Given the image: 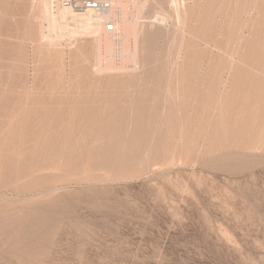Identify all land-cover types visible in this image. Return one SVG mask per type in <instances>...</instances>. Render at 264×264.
I'll list each match as a JSON object with an SVG mask.
<instances>
[{"label": "rangeland", "instance_id": "1", "mask_svg": "<svg viewBox=\"0 0 264 264\" xmlns=\"http://www.w3.org/2000/svg\"><path fill=\"white\" fill-rule=\"evenodd\" d=\"M38 1L0 0V264H264V0H110L107 42Z\"/></svg>", "mask_w": 264, "mask_h": 264}, {"label": "bare ground", "instance_id": "2", "mask_svg": "<svg viewBox=\"0 0 264 264\" xmlns=\"http://www.w3.org/2000/svg\"><path fill=\"white\" fill-rule=\"evenodd\" d=\"M40 4L38 5V8L39 7H41V12H42V14H43V16H44V18H45V22H47V26H48V29H47V31H46V36L45 37H43V38H46V37H48V38H51L52 37V33L54 32H56L57 33V31H56V29L60 26V24H61V26H62V21L65 23V24H68V21L74 26L72 29H71V33H74V32H76V30H78V29H80V30H82L86 35H87V33L89 34V33H97L96 34V36H99V37H101V38H105V42H107L108 40H107V38H109L111 35H113L114 33H115V30L113 31H111V29H110V31L108 30V26H107V23H105V22H103L102 21V17H105V18H107V17H111L110 16V14H111V10L109 11V13H101V12H98V11H96V10H88V11H86V12H84V13H77V12H75V11H73V10H71V9H69V8H67V7H64V6H62V3H61V0H39L38 1ZM116 2V1H115ZM114 3V2H113ZM115 4V3H114ZM113 5V4H112ZM122 7H123V9H124V6L122 5ZM122 9V8H121ZM40 11V10H39ZM121 15V13H119V15L118 16H120ZM41 17V16H40ZM112 18H113V16H112ZM120 20L119 21H121V23H116L117 25L116 26H113V29H114V27H117V29H118V31H119V33H121V31L123 30V32H124V34H126V35H130V36H132L133 37V35H134V28H133V26H132V23L133 22H129V23H127L126 22V18H125V15L122 13V15L120 16V18H119ZM118 20V19H117ZM127 21H128V19H127ZM44 22V23H45ZM65 24H63V25H65ZM120 24H121V26H120ZM46 25V24H45ZM61 26H60V28H61ZM66 26V25H65ZM68 27H70V25H68ZM72 27V26H71ZM70 27V28H71ZM60 28H58V29H60ZM62 28H63V26H62ZM66 28H67V26H66ZM138 28V27H137ZM64 29V28H63ZM79 30V32H82V31H80ZM68 31V30H67ZM117 31V30H116ZM53 33V34H54ZM56 33H55V35H56ZM84 33H82V35L84 34ZM117 33V32H116ZM119 33H118V42L119 43H122V41L124 42V40H126V35L124 36L122 33V35L121 36H124L125 37V39L123 40L122 38H120L119 39ZM44 34V35H45ZM62 34V33H61ZM111 34V35H110ZM67 35V34H66ZM71 35V34H70ZM110 35V36H109ZM114 36H116V35H114ZM132 37H130L131 39H133ZM111 38H113V37H111ZM98 39V38H97ZM115 39H116V37H115ZM55 40V39H54ZM107 40V41H106ZM128 40V39H127ZM130 40V39H129ZM49 41V40H48ZM99 41H101V40H99ZM112 41V40H111ZM133 42V41H132ZM101 43V42H100ZM118 43V44H119ZM125 43H127L126 41H125ZM125 43H123V46H125L126 44ZM105 44H107V47L108 48H110V43L108 42V43H105ZM112 44H113V41H112ZM116 44V43H115ZM117 44V45H118ZM120 45H122V44H120ZM106 46V45H105ZM132 46V45H131ZM106 48V47H105ZM108 48H106V50H108ZM112 48H114V47H111L110 49H112ZM122 48H124V47H122ZM130 48V47H129ZM109 49V50H110ZM123 50H125V49H123ZM132 50V49H131ZM119 51H121V50H119ZM107 52V51H106ZM111 52V51H110ZM121 54H123V53H121ZM133 55V54H132ZM132 55H131V57H132ZM133 58V57H132ZM136 58V57H135ZM110 60V59H109ZM114 61V60H113ZM134 61V60H133ZM111 65H112V62H109ZM121 63V62H120ZM119 63V64H120ZM122 64H124L123 62H122ZM122 64H121V66H122ZM109 65V64H108ZM108 65L106 66V69H107V67H108ZM111 65L109 66V67H111ZM113 66V68H115L114 67V65H112ZM116 66V65H115ZM119 68V67H118ZM125 69V68H124ZM116 70H117V68H116Z\"/></svg>", "mask_w": 264, "mask_h": 264}, {"label": "built area", "instance_id": "3", "mask_svg": "<svg viewBox=\"0 0 264 264\" xmlns=\"http://www.w3.org/2000/svg\"><path fill=\"white\" fill-rule=\"evenodd\" d=\"M62 6L67 7L77 13H84L88 10H96L101 13H109L111 10L110 0H61ZM102 21L107 23L108 29H113L111 17H102Z\"/></svg>", "mask_w": 264, "mask_h": 264}]
</instances>
